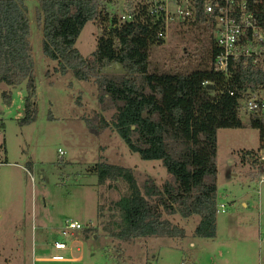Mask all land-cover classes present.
I'll use <instances>...</instances> for the list:
<instances>
[{
    "label": "rangeland",
    "instance_id": "1",
    "mask_svg": "<svg viewBox=\"0 0 264 264\" xmlns=\"http://www.w3.org/2000/svg\"><path fill=\"white\" fill-rule=\"evenodd\" d=\"M38 1H31L30 10L38 102L33 122L20 123L25 116L26 83L0 84V264H48L34 258L55 254L49 244L55 240L69 242L61 235L68 219L91 225L84 230H90L87 236L82 232V264H264V182L251 161H242L245 151L260 146L259 130L251 127L217 132L220 211L215 238L194 235L199 215L180 214L165 216L186 230L184 238L123 240L112 235L121 216L111 204L129 193V185L123 179L102 184L92 167L100 161L130 167L141 188L147 179L161 186L168 179L167 170L160 160H144L132 152L113 127L100 135L89 131L86 119L99 112L110 120L115 109H101L94 79L54 71L58 62L42 51ZM110 5L112 12L120 13L116 3ZM102 32L98 23L85 25L76 42L85 57H92ZM209 48V37L201 27L175 21L164 43L152 47L151 69L191 71L202 65ZM124 72L119 63L104 69L109 75ZM4 91L12 92L10 103ZM241 117L249 123L246 113L241 112ZM60 150L65 152L62 157ZM43 224H48L47 244L41 247Z\"/></svg>",
    "mask_w": 264,
    "mask_h": 264
},
{
    "label": "trees",
    "instance_id": "2",
    "mask_svg": "<svg viewBox=\"0 0 264 264\" xmlns=\"http://www.w3.org/2000/svg\"><path fill=\"white\" fill-rule=\"evenodd\" d=\"M109 3L39 0L37 18L43 54L58 62L54 71L63 75L72 71L80 80L94 79L101 109H115L110 120L99 112L86 119L89 131L100 135L113 127L132 152L144 160H160L167 170L168 179L161 186L147 179L141 188L130 167L106 161L92 167L102 184L123 179L129 185V193L111 204V209L121 216L112 235L123 240L150 236L184 238L186 230L165 216L180 214L183 218L199 215L194 235L215 238L218 130H259V148L245 151L242 161H251L258 178L264 174V163L258 154L264 138V116L250 114L249 123H245L239 103L244 88L254 89L264 82V71L239 63L231 65L227 76L215 70L214 20L199 3L195 18L182 22L197 25L208 35L207 58L191 71L152 70L151 50L164 43L156 37L163 24L154 23L141 10L134 11L135 21L120 22ZM90 21L98 23L103 32L97 37L92 57H85L76 42ZM31 37L26 1L0 0V84L18 87L26 83L25 116L20 120L23 125L36 119L38 109ZM112 63L121 64L125 72L105 74L104 69ZM205 82L208 83L204 85ZM11 94L2 93L9 103ZM84 232L87 236L90 230Z\"/></svg>",
    "mask_w": 264,
    "mask_h": 264
},
{
    "label": "built area",
    "instance_id": "3",
    "mask_svg": "<svg viewBox=\"0 0 264 264\" xmlns=\"http://www.w3.org/2000/svg\"><path fill=\"white\" fill-rule=\"evenodd\" d=\"M118 5L120 22H133L136 19L134 11H146V16L154 23L163 24L157 32V39L164 40L172 23L195 18L198 6L201 4L205 13L214 20L213 39L217 54L214 68L224 73H230L233 63L244 67L261 68L264 71V0H101ZM208 82H205L206 85ZM234 95V91H231ZM241 112L247 115L258 113L264 116V82L257 88H244L239 99ZM65 154L59 151V157ZM259 158L264 163V138ZM264 182V174L259 178ZM225 206L221 205L223 209ZM220 209H218V212ZM91 225L74 220H66L61 235L68 239L53 241V247L58 250L73 251L80 244L79 236ZM53 261H64L62 254L52 255Z\"/></svg>",
    "mask_w": 264,
    "mask_h": 264
},
{
    "label": "crops",
    "instance_id": "4",
    "mask_svg": "<svg viewBox=\"0 0 264 264\" xmlns=\"http://www.w3.org/2000/svg\"><path fill=\"white\" fill-rule=\"evenodd\" d=\"M26 1V4L29 8V11L31 10V4H32V0H25ZM1 161V160H0ZM1 163V162H0ZM5 163H7L9 165V162L6 160ZM261 200V199H260ZM261 203V206H263V203ZM47 223V222H46ZM64 224H65V221H64ZM62 225V224H61ZM48 224H43L42 229H41V236H42V239H41V242H40V246L43 247V246H46L47 242H45V239L47 238L46 237V234H45V229L47 228ZM82 237V234L81 236H79V239H80V244H76V248L71 252L69 250H58V249H55L56 250V253L55 254H51V255H43V256H36L34 258L35 262L37 263H48V264H82V262L84 261V254L82 253L83 251V239H81ZM51 247H53V242L52 243H49ZM42 249V248H41ZM80 252V253H78ZM56 254H62L65 256V260L64 261H53L52 260V255H56Z\"/></svg>",
    "mask_w": 264,
    "mask_h": 264
}]
</instances>
